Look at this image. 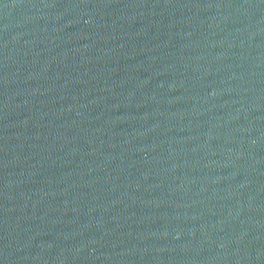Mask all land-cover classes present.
<instances>
[{"label": "water", "instance_id": "water-1", "mask_svg": "<svg viewBox=\"0 0 264 264\" xmlns=\"http://www.w3.org/2000/svg\"><path fill=\"white\" fill-rule=\"evenodd\" d=\"M0 264H264V0H0Z\"/></svg>", "mask_w": 264, "mask_h": 264}]
</instances>
